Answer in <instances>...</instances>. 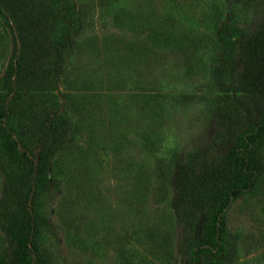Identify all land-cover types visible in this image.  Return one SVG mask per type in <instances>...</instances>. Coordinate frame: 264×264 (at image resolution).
Masks as SVG:
<instances>
[{
	"label": "rangeland",
	"instance_id": "374dc122",
	"mask_svg": "<svg viewBox=\"0 0 264 264\" xmlns=\"http://www.w3.org/2000/svg\"><path fill=\"white\" fill-rule=\"evenodd\" d=\"M74 2L83 30L59 97L78 131L51 160L50 185L38 198L48 222L40 253L48 264H180L187 229L170 207L173 187L157 191L156 162L174 155L175 180L178 162L200 151L210 157L229 102L211 78L216 30L226 22L235 38L259 29L264 0ZM12 48L0 16V105ZM257 156L264 165V143ZM11 167L0 157V198ZM5 246L0 231V254ZM224 247L223 264H264V176L228 210Z\"/></svg>",
	"mask_w": 264,
	"mask_h": 264
},
{
	"label": "trees",
	"instance_id": "16d2710c",
	"mask_svg": "<svg viewBox=\"0 0 264 264\" xmlns=\"http://www.w3.org/2000/svg\"><path fill=\"white\" fill-rule=\"evenodd\" d=\"M232 1L247 6L255 0ZM0 16L13 39L0 105V157L13 165L0 198L6 241L0 264H48L37 245L48 226L38 198L50 185L51 160L74 144L78 131L64 114L59 90L84 15L74 0H0ZM233 31L226 22L217 28L219 52L211 73L222 101L229 100L228 111H220L223 135L210 147V157L200 151L178 162L175 180L174 155L158 158L154 170L157 191L173 187L170 207L187 229L180 264H223L227 212L264 176L257 156L264 143V25L235 38ZM165 98L174 103V96Z\"/></svg>",
	"mask_w": 264,
	"mask_h": 264
}]
</instances>
